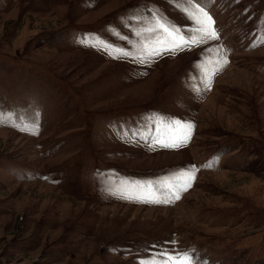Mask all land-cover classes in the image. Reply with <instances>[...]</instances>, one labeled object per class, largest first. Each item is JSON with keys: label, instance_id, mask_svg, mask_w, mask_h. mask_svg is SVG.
I'll return each mask as SVG.
<instances>
[{"label": "rangeland", "instance_id": "374dc122", "mask_svg": "<svg viewBox=\"0 0 264 264\" xmlns=\"http://www.w3.org/2000/svg\"><path fill=\"white\" fill-rule=\"evenodd\" d=\"M192 3L219 40L140 62L154 14L194 27L189 0H0V264H264V0ZM161 119L190 139L158 144ZM192 165L171 203L119 195Z\"/></svg>", "mask_w": 264, "mask_h": 264}, {"label": "snow or ice", "instance_id": "6c2138e0", "mask_svg": "<svg viewBox=\"0 0 264 264\" xmlns=\"http://www.w3.org/2000/svg\"><path fill=\"white\" fill-rule=\"evenodd\" d=\"M190 7H184L182 11L185 13L188 19L193 22L194 27L185 33L184 29L175 25L174 23L167 21L166 18L161 17L158 14H154L149 27L144 31L153 34V39L144 41L141 45L139 53L134 57L140 62H146L153 59L164 52H175L183 48H190L202 43H206L209 40H219V33L215 28V21L211 14L201 7L198 3H192L189 0ZM141 35V33H137ZM93 47H99L109 55H113L114 58L120 57H132L133 54L123 48L115 47L113 45L104 43L102 41H83ZM264 43V41H262ZM227 57L223 58L221 67L224 63H227ZM217 68H213L211 72H208V86L210 87L211 76L215 74ZM0 123L3 120L0 119ZM162 125L161 136L157 138V143L166 147H179L181 144L186 143L190 137L194 125L191 123H185L180 120H170L165 123L163 119L160 120ZM15 127L21 131H26L31 134H38V125L32 126L14 124ZM211 167V164L208 165ZM197 171L194 165L190 166L189 170L181 171L175 177L173 181H162L161 186L168 189L164 198H161L151 182L141 184L139 182L131 183L124 182V186L118 190L119 195L127 199L138 200L145 203H171L174 200L180 199V192L186 191L192 185V181L195 179V172ZM146 264H161L156 258H152ZM163 264H193V257L188 253L183 254L181 257L167 256L163 261Z\"/></svg>", "mask_w": 264, "mask_h": 264}]
</instances>
